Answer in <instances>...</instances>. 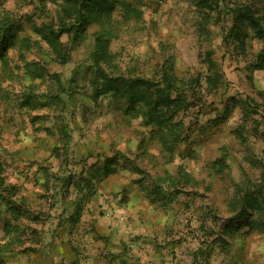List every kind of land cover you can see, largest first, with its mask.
<instances>
[{
	"label": "rangeland",
	"instance_id": "obj_1",
	"mask_svg": "<svg viewBox=\"0 0 264 264\" xmlns=\"http://www.w3.org/2000/svg\"><path fill=\"white\" fill-rule=\"evenodd\" d=\"M110 1L56 44L50 31L72 21L63 0H0V23L15 25L14 47L0 53V264H81L87 240L108 244L101 234L113 222H133L135 264L139 252L147 264H264V195L241 215L264 177V134L244 117L247 97L263 102L264 70L252 65L264 40L251 32L245 50L227 41L223 4L219 21L201 26L199 0ZM238 1L264 26V0ZM98 37L113 76L201 79L198 105L176 118L185 127L172 153L141 104L131 110L122 92L95 98ZM208 51L224 76L211 91Z\"/></svg>",
	"mask_w": 264,
	"mask_h": 264
},
{
	"label": "trees",
	"instance_id": "obj_2",
	"mask_svg": "<svg viewBox=\"0 0 264 264\" xmlns=\"http://www.w3.org/2000/svg\"><path fill=\"white\" fill-rule=\"evenodd\" d=\"M63 10L69 17H72V21L69 24L63 23L58 31L51 30L50 38L56 42L63 33L75 32L77 35L79 32L84 31L85 26L93 21L96 16L102 15L107 8H111L113 2L110 0H63ZM223 4L226 8L227 25H225L226 39L227 41L232 39L233 43H236L242 50H245L246 40L252 32L254 37L264 40V26L262 25L259 16L256 15L253 8L246 2L238 0H199L198 6L202 14V26L205 22L207 24L214 18L220 5ZM204 20V21H203ZM5 22L0 23V53L4 49V46L8 44L9 48L14 47V43L11 42L14 39L15 25L10 19H5ZM205 28V25H204ZM96 42L95 52L92 54V68L95 71L96 79H101L102 84L95 82L94 95L96 99H99L106 93L113 92L115 94L124 93L126 95L128 108L131 110L136 105L141 104L140 110L143 117L147 119L148 124L157 126L161 130H165L162 143L167 151L172 153L175 149L180 137L184 132V119L176 120L178 115L186 114L190 109L195 108L197 99L200 94L198 87L202 85V81L199 78H190L189 80L179 78L169 69H167L159 80L152 78L137 77L133 75H125L120 73L117 76H113L107 72L103 63L107 66L112 62V55L109 52L108 44L105 39L98 37ZM54 44V46L56 45ZM212 52H207V74L205 82L207 88L216 90L223 83V73L217 68V64L211 57ZM110 67V66H109ZM254 70H264V48L257 55V61L252 65ZM262 103L256 101L254 98L247 97L244 100L245 104V116H250L254 123L255 131L259 134H264V127L259 128L258 116L264 115V96L262 97ZM227 119L226 115L218 116L216 120L224 122ZM262 127V126H261ZM164 133V132H163ZM168 180L169 184L176 185L177 180L172 176L164 178ZM88 185H92L91 181H88ZM157 192L161 191V186H157ZM264 177L263 184L254 190H249L243 198H249L250 202L247 203V207L243 206L242 216L247 213L248 209L255 207L258 203L259 196L264 195ZM14 209L13 206H9L13 213L18 214L17 206ZM247 208V209H246ZM81 206L76 205L75 212L70 218L73 220L78 219ZM9 229V228H8ZM9 230H7L8 232ZM8 244L0 243V256L2 252L7 249Z\"/></svg>",
	"mask_w": 264,
	"mask_h": 264
},
{
	"label": "crops",
	"instance_id": "obj_3",
	"mask_svg": "<svg viewBox=\"0 0 264 264\" xmlns=\"http://www.w3.org/2000/svg\"><path fill=\"white\" fill-rule=\"evenodd\" d=\"M130 213L128 214V217ZM106 223V222H105ZM103 225V224H100ZM99 229V230H98ZM98 233L101 227L95 228ZM104 234L108 238L106 244L100 239L96 238L93 240H87L86 250L83 251L84 254L80 260L81 264H135V254L133 250V244L131 241V233L133 231V222H121L117 224L116 222L107 224L104 226ZM101 233V232H99ZM93 234V235H94ZM156 251L153 252L155 254ZM156 258V255H153ZM153 257V258H154ZM139 259L138 264H147V255L145 252H139L137 255Z\"/></svg>",
	"mask_w": 264,
	"mask_h": 264
}]
</instances>
